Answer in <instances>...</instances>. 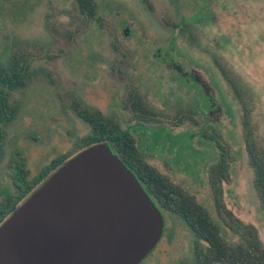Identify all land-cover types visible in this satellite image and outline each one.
Returning <instances> with one entry per match:
<instances>
[{
  "label": "rangeland",
  "instance_id": "rangeland-1",
  "mask_svg": "<svg viewBox=\"0 0 264 264\" xmlns=\"http://www.w3.org/2000/svg\"><path fill=\"white\" fill-rule=\"evenodd\" d=\"M94 3L98 20L89 21L76 0H0V57L6 61L22 51L30 64L25 85L8 96L14 116L0 125V202L16 192L17 165L30 179L57 156L74 153L90 132L72 109L73 99L125 128L131 112L123 104L134 87L156 117L144 122L148 142L155 144L152 150L140 147L145 160L220 223L207 169L220 156L217 142L227 147L224 203L256 227L264 245V212L241 125L242 107L248 106L264 147V0H210L199 15L187 7L192 36L172 25L179 13L171 0ZM140 133L145 137L147 130ZM163 218L159 241L138 264H201L183 220L167 211ZM222 235L237 240L225 228Z\"/></svg>",
  "mask_w": 264,
  "mask_h": 264
},
{
  "label": "trees",
  "instance_id": "trees-1",
  "mask_svg": "<svg viewBox=\"0 0 264 264\" xmlns=\"http://www.w3.org/2000/svg\"><path fill=\"white\" fill-rule=\"evenodd\" d=\"M76 2L79 12L87 20H98L94 0H76ZM171 2L179 13L177 21L172 25L180 32L189 33L192 36L191 19L184 14V9L192 7L193 11L199 15L200 11L210 4V0H171ZM214 61L237 95L241 96L232 78L220 67L219 61L215 59ZM29 66V58L22 51L14 52L6 61L0 57V125L10 121L14 116L15 107L9 103L8 96L13 90L25 85L29 77ZM126 95L123 108L131 112L130 121H127L131 124L125 128H121L114 117H106L98 109H89L77 99H73L72 109L77 117L89 126L90 132L81 139L80 146L74 153L57 156L30 179L27 178L28 171L21 165L15 167L12 180L16 192L14 195L8 194L4 201L0 202V224L66 160L80 150L95 143L104 142L134 173L162 214L166 211L171 212L183 220L194 237V250L198 263L264 264V245L256 227L235 216L223 200V183L229 181L228 148L217 142L221 149L220 156L207 169V183L220 224L212 218L205 207L196 201L194 195L189 194L168 175L145 160L140 147L146 145L149 150H152L153 147L150 146L153 143L148 142L150 128L148 129L144 122L155 120L156 117L145 101V97L134 87L129 89ZM242 108V139L249 165L253 170V184L264 212V147L260 144L252 126L251 108L248 106ZM162 127L159 126V128ZM146 130V136L142 137L140 132ZM1 133L0 126V144ZM200 134L205 138H214L205 130H200ZM222 228L236 235L237 240L229 242L222 235Z\"/></svg>",
  "mask_w": 264,
  "mask_h": 264
},
{
  "label": "water",
  "instance_id": "water-1",
  "mask_svg": "<svg viewBox=\"0 0 264 264\" xmlns=\"http://www.w3.org/2000/svg\"><path fill=\"white\" fill-rule=\"evenodd\" d=\"M162 212L104 142L54 170L0 224V264H138Z\"/></svg>",
  "mask_w": 264,
  "mask_h": 264
}]
</instances>
